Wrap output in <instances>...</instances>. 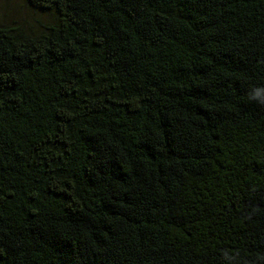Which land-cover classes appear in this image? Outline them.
Masks as SVG:
<instances>
[{
    "label": "trees",
    "instance_id": "obj_1",
    "mask_svg": "<svg viewBox=\"0 0 264 264\" xmlns=\"http://www.w3.org/2000/svg\"><path fill=\"white\" fill-rule=\"evenodd\" d=\"M22 1L0 264H264V0Z\"/></svg>",
    "mask_w": 264,
    "mask_h": 264
},
{
    "label": "rangeland",
    "instance_id": "obj_2",
    "mask_svg": "<svg viewBox=\"0 0 264 264\" xmlns=\"http://www.w3.org/2000/svg\"><path fill=\"white\" fill-rule=\"evenodd\" d=\"M21 4H23L22 0H0V13L6 14L11 12L13 16H19L18 12L21 8Z\"/></svg>",
    "mask_w": 264,
    "mask_h": 264
},
{
    "label": "clouds",
    "instance_id": "obj_3",
    "mask_svg": "<svg viewBox=\"0 0 264 264\" xmlns=\"http://www.w3.org/2000/svg\"><path fill=\"white\" fill-rule=\"evenodd\" d=\"M253 97L264 101V89H256V90H254Z\"/></svg>",
    "mask_w": 264,
    "mask_h": 264
}]
</instances>
